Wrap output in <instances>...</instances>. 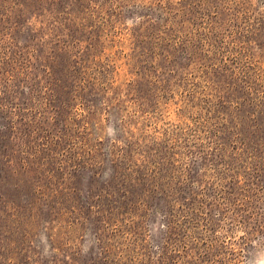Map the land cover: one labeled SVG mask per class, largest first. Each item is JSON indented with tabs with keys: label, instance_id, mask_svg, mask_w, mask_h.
<instances>
[{
	"label": "rangeland",
	"instance_id": "1",
	"mask_svg": "<svg viewBox=\"0 0 264 264\" xmlns=\"http://www.w3.org/2000/svg\"><path fill=\"white\" fill-rule=\"evenodd\" d=\"M0 264H264V0H0Z\"/></svg>",
	"mask_w": 264,
	"mask_h": 264
},
{
	"label": "trees",
	"instance_id": "2",
	"mask_svg": "<svg viewBox=\"0 0 264 264\" xmlns=\"http://www.w3.org/2000/svg\"><path fill=\"white\" fill-rule=\"evenodd\" d=\"M167 11V10H166ZM76 91V90H75ZM75 91L73 92V95H72V98H77V94L75 93ZM149 168L145 167L144 170H145V176H147L148 178H156V174H153L152 172L148 174V171ZM149 181V180H147ZM155 185V184H153ZM167 192H168V195L171 196V200L170 202H172V205L175 206L177 204V200H176V196L174 194V191L172 189V187L170 185H168V188H167ZM174 216V215H173Z\"/></svg>",
	"mask_w": 264,
	"mask_h": 264
}]
</instances>
